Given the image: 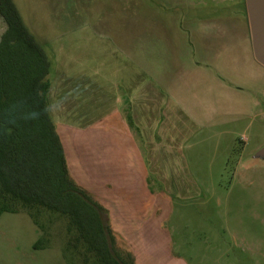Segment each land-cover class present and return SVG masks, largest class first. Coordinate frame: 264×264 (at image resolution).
<instances>
[{
	"label": "crops",
	"instance_id": "1",
	"mask_svg": "<svg viewBox=\"0 0 264 264\" xmlns=\"http://www.w3.org/2000/svg\"><path fill=\"white\" fill-rule=\"evenodd\" d=\"M155 1L163 7L147 12L156 17L154 32L126 20L118 29L61 25L56 74L65 113L74 114V140L54 121L68 170L73 179L91 178V188L74 180L109 211L123 240L144 233L132 221L159 201L199 197L198 176H211L214 162L240 166L248 141L264 133V65L254 54L246 0L214 19L206 3ZM52 89L51 81V115ZM242 128L249 137L235 146Z\"/></svg>",
	"mask_w": 264,
	"mask_h": 264
},
{
	"label": "rangeland",
	"instance_id": "2",
	"mask_svg": "<svg viewBox=\"0 0 264 264\" xmlns=\"http://www.w3.org/2000/svg\"><path fill=\"white\" fill-rule=\"evenodd\" d=\"M14 1L52 59V115L58 126L70 128L68 141L74 140V114L71 117L65 113L63 90L56 74L65 37V27L61 25L68 20L118 29L126 23L144 25L154 32L156 17L147 12L163 6L155 0H129L125 6L118 5L124 0ZM195 3L211 6L213 19L219 17L218 11L240 8V0H196ZM124 11L130 16L123 18ZM5 29L0 16V39ZM236 136L235 146H241L249 132L242 128ZM262 136L248 141L243 161L264 146V133ZM70 162L75 176L79 172L74 153ZM208 164L204 162L205 169ZM224 166L225 162H214L211 176H198L203 187L199 197L159 201L145 209L132 221L138 235L144 233L129 240L117 236V248L132 253L136 264H264V163L241 168L231 160L225 169ZM76 179L91 188L90 177ZM69 221L68 216L48 209L34 216L23 208L0 212V264H85L83 254L69 245L73 238L68 231Z\"/></svg>",
	"mask_w": 264,
	"mask_h": 264
},
{
	"label": "trees",
	"instance_id": "3",
	"mask_svg": "<svg viewBox=\"0 0 264 264\" xmlns=\"http://www.w3.org/2000/svg\"><path fill=\"white\" fill-rule=\"evenodd\" d=\"M0 16V212L57 211L69 217V245L85 264H136L117 248L109 211L69 173L49 106L53 64L45 45L14 0H0Z\"/></svg>",
	"mask_w": 264,
	"mask_h": 264
},
{
	"label": "water",
	"instance_id": "4",
	"mask_svg": "<svg viewBox=\"0 0 264 264\" xmlns=\"http://www.w3.org/2000/svg\"><path fill=\"white\" fill-rule=\"evenodd\" d=\"M246 6L254 54L257 60L264 65V0H246ZM257 162L264 163V146L244 160L240 167L249 168Z\"/></svg>",
	"mask_w": 264,
	"mask_h": 264
}]
</instances>
